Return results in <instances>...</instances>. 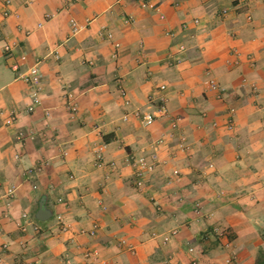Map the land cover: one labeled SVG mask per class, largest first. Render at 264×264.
Wrapping results in <instances>:
<instances>
[{
	"label": "crops",
	"instance_id": "0c3cea01",
	"mask_svg": "<svg viewBox=\"0 0 264 264\" xmlns=\"http://www.w3.org/2000/svg\"><path fill=\"white\" fill-rule=\"evenodd\" d=\"M0 264H264V0H0Z\"/></svg>",
	"mask_w": 264,
	"mask_h": 264
},
{
	"label": "built area",
	"instance_id": "2783aa9c",
	"mask_svg": "<svg viewBox=\"0 0 264 264\" xmlns=\"http://www.w3.org/2000/svg\"><path fill=\"white\" fill-rule=\"evenodd\" d=\"M243 1L246 2V4L250 2V0H243ZM8 5H9V1H6L5 6L7 7ZM227 14H228L227 10L224 9L221 11V16H226ZM3 16L4 17L9 16L8 10H5L3 12ZM198 22H199L198 20H195V23H198ZM72 26H73L74 32H77L78 31L77 25L74 22H72ZM103 35L106 39H109V40L112 39L111 33L104 32ZM116 47H118V45H116ZM4 51L5 53H10L11 47L7 45L4 48ZM180 51H185L184 46L180 47ZM13 68L16 71H18L17 65H14ZM19 78L22 79L30 87L31 103L27 109V112L33 113L35 109L41 103V87H40L41 72H40L38 65L36 64L33 67L29 68L26 72L20 74ZM207 85L210 90H214V91L219 90L218 84L215 83V81L213 80L209 81ZM160 89L165 90V87L162 86ZM122 95H124L123 91H122ZM70 107L72 111L75 112L76 110L75 105H71ZM166 113H167V110H166L165 101L161 100V104L158 106V109L156 110L155 113L149 114V113H142L138 111L135 113V116L142 122V124L145 127H149L155 123L158 117L166 115ZM16 119H17V115L14 113H11L6 119V125H12L16 121ZM162 143L163 142L160 140L153 145V151L149 155V157H140V158L133 160L132 168H133V175L135 178L136 187L140 188L141 186H143L146 175L153 173L155 169L158 167L159 162H158L157 151H158V148L162 145ZM7 193H8V196L10 197L13 196L14 189L13 188L8 189ZM24 218H26L25 215H24ZM58 222L62 225V230L67 231V227L61 223V217H58ZM91 234L94 235L95 234L94 231ZM176 234L177 232L173 231L169 235L163 236L162 237L163 242L168 243L170 239L174 237ZM152 236L154 238L158 237L157 234H153ZM217 236L219 238H222L224 236V233H219ZM190 252H193V249H190Z\"/></svg>",
	"mask_w": 264,
	"mask_h": 264
},
{
	"label": "water",
	"instance_id": "95a60500",
	"mask_svg": "<svg viewBox=\"0 0 264 264\" xmlns=\"http://www.w3.org/2000/svg\"><path fill=\"white\" fill-rule=\"evenodd\" d=\"M40 213H41V215H44V213H45L44 209H41ZM38 219L44 220L42 216H39Z\"/></svg>",
	"mask_w": 264,
	"mask_h": 264
},
{
	"label": "rangeland",
	"instance_id": "374dc122",
	"mask_svg": "<svg viewBox=\"0 0 264 264\" xmlns=\"http://www.w3.org/2000/svg\"><path fill=\"white\" fill-rule=\"evenodd\" d=\"M226 232V233H225ZM224 233H225V235L224 236H226L227 235V231H225Z\"/></svg>",
	"mask_w": 264,
	"mask_h": 264
}]
</instances>
